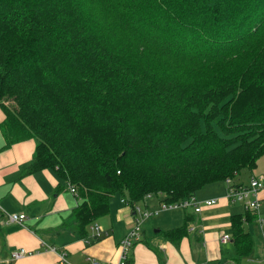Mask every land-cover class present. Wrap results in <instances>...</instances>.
Segmentation results:
<instances>
[{"label": "trees", "instance_id": "1", "mask_svg": "<svg viewBox=\"0 0 264 264\" xmlns=\"http://www.w3.org/2000/svg\"><path fill=\"white\" fill-rule=\"evenodd\" d=\"M0 109L4 148L35 142L26 172L76 190L81 237L116 194L132 208L232 180L264 154V0H0Z\"/></svg>", "mask_w": 264, "mask_h": 264}, {"label": "crops", "instance_id": "2", "mask_svg": "<svg viewBox=\"0 0 264 264\" xmlns=\"http://www.w3.org/2000/svg\"><path fill=\"white\" fill-rule=\"evenodd\" d=\"M3 118L0 109V122ZM3 146L0 132V264H61V251L68 264H89L91 259L112 264L120 259V241L133 226L134 214L118 194L110 199L109 213L94 221L101 226L99 237L93 240L89 228L88 234L81 237L73 214L79 198L52 169L26 172L35 142L29 139ZM258 174L264 175V154L254 169H243L231 181L247 182L250 175ZM226 185L214 183L199 189L195 194L199 200L218 199L215 205L203 206L200 212L190 208L164 210L143 219L140 239L127 251L129 264H264L263 235L255 220L257 215L264 219V188L259 191L262 206L251 212L239 202H228ZM160 198L149 196L138 205L156 209ZM8 213H25L24 225L7 221ZM234 214L242 216L243 229L251 237L250 251L244 257L237 256L231 235L230 218ZM185 216V235L175 244L162 233L182 226ZM223 234L229 235L228 241H220ZM20 248L27 250L24 256L11 259L10 253Z\"/></svg>", "mask_w": 264, "mask_h": 264}, {"label": "built area", "instance_id": "3", "mask_svg": "<svg viewBox=\"0 0 264 264\" xmlns=\"http://www.w3.org/2000/svg\"><path fill=\"white\" fill-rule=\"evenodd\" d=\"M226 188H225V197L228 202H239L241 203L248 211L257 212L260 207V197L259 191L264 188V175H250V178L247 182L243 183H233L231 179H226ZM69 191L76 196V190L72 186H68ZM78 197V196H77ZM217 197L214 198H204L198 199L196 195H190L185 197L184 199L171 201L170 203H166L160 201L159 205L156 209H147L142 208L138 204H133V214H134V224L127 231L126 235L120 241V259L112 264H126L128 257V249L132 246L134 241L139 240L140 231H141V221L142 219L148 218L152 215H156L160 211L170 210V209H179V208H187L192 207L193 211L200 212L203 206H213L217 202ZM121 202L127 203L125 200L121 199ZM2 209L0 208V214H2ZM7 221L17 224L18 226L24 225V220L26 219L25 213H8ZM261 227V234L263 235L264 240V219L260 216H256L255 219ZM91 231V237L93 240H96L101 233V226L92 222L88 226ZM229 239V235L223 234L221 235L220 241L226 242ZM27 252L25 249H17L13 250L10 253L11 259H17L19 257L24 256ZM59 262L61 264H68L66 259V255L64 251L58 252ZM89 264H99L95 259H91Z\"/></svg>", "mask_w": 264, "mask_h": 264}, {"label": "rangeland", "instance_id": "4", "mask_svg": "<svg viewBox=\"0 0 264 264\" xmlns=\"http://www.w3.org/2000/svg\"><path fill=\"white\" fill-rule=\"evenodd\" d=\"M215 183L220 184V185L222 184V182H220V181H219V182H215ZM116 197H118L117 194H116ZM137 204H138V203H137ZM261 206H262V202L260 201V207H261ZM260 207H259V208H260ZM189 208H190V209H193L192 207H187V208H185V209H189ZM179 209H181V210H185V209H183V208H179ZM170 210H176V209L173 208V209H170ZM170 210H166V211H170ZM160 212H162V211H160ZM160 212H159V213H160ZM261 215H262V214H261ZM142 220H143V219H142ZM256 224H257V222H256ZM257 225H258V224H257ZM258 227H259V226H258Z\"/></svg>", "mask_w": 264, "mask_h": 264}]
</instances>
